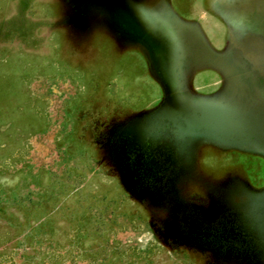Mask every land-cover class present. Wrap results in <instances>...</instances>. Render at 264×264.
I'll list each match as a JSON object with an SVG mask.
<instances>
[{
  "label": "rangeland",
  "instance_id": "obj_1",
  "mask_svg": "<svg viewBox=\"0 0 264 264\" xmlns=\"http://www.w3.org/2000/svg\"><path fill=\"white\" fill-rule=\"evenodd\" d=\"M0 264H264V0H0Z\"/></svg>",
  "mask_w": 264,
  "mask_h": 264
}]
</instances>
